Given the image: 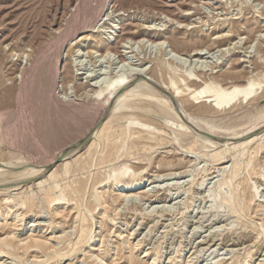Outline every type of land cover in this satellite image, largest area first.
<instances>
[{
    "label": "rangeland",
    "instance_id": "obj_1",
    "mask_svg": "<svg viewBox=\"0 0 264 264\" xmlns=\"http://www.w3.org/2000/svg\"><path fill=\"white\" fill-rule=\"evenodd\" d=\"M119 17L135 33L149 32V25L163 29L164 38L180 51L203 46L205 57L198 62L204 67L224 63L226 68L231 60L248 72L247 77L264 79V0H116L111 4L108 0H0V161L9 164L5 170H11L7 179L0 178V238L20 244L21 252L25 247L21 244L29 242L32 235L39 238L43 247L25 253L28 263L38 259L52 264L49 255L58 251L67 255L57 264H264L262 140L241 158L242 162L252 159V166L242 168L233 179L240 200L246 203L245 216L231 213L228 203L221 200L231 194L230 187L218 189L237 152L230 151L217 160L225 145L201 153L198 144L181 146V137L174 138L169 128L164 134L168 139L156 140L138 129H132L131 136L128 132L125 139L127 119L113 122L100 143L95 138L87 141L68 160V174L62 175L63 166L57 163L54 171L60 176L48 180L45 189L37 182L48 179L51 171L21 182L14 179L23 170L22 164H47L93 125L101 109L103 96L95 95L101 85L121 69L131 65L143 69L149 66L150 55L160 56V48L132 42L126 48L118 45L128 52L127 67L116 57L109 63L100 53H87L95 46L90 39L98 34L95 31L110 30ZM80 37L84 40L75 47ZM183 60L188 65L197 63L188 57ZM77 107L92 112L81 114ZM251 107L246 99L240 108L215 115L213 122L221 126L236 123L230 132H240L251 124L237 125L235 117ZM228 142L233 146L236 139ZM130 165L147 168L145 178L137 183L131 198L116 200L127 182L115 189L114 178H107L108 173ZM13 183H18V188L6 191ZM77 187L81 191H74ZM61 189L67 200L51 204ZM164 193L170 195L169 200L163 201ZM254 194L258 199L252 202ZM31 196L36 197L34 205H19L20 199ZM94 217L99 222L93 228L92 241L78 244L81 230L91 227ZM11 260V256L0 254V264H12Z\"/></svg>",
    "mask_w": 264,
    "mask_h": 264
},
{
    "label": "bare ground",
    "instance_id": "obj_2",
    "mask_svg": "<svg viewBox=\"0 0 264 264\" xmlns=\"http://www.w3.org/2000/svg\"><path fill=\"white\" fill-rule=\"evenodd\" d=\"M108 1H110L111 4L116 0H108ZM85 4L89 5V3H85ZM83 7L85 6L83 5ZM122 22H123L122 18L119 17L117 20L113 21V25L110 27L111 28L110 30L105 31L103 29L105 31L103 32L98 28L95 31L98 34L92 35L90 38V39L93 38V42L95 43V46L94 48H91L89 51H87V53L88 52L100 53L99 54L100 57L101 56L106 58L108 57L107 59H109L110 61L109 63H113L114 58L116 57L118 58L119 63L126 65L127 67V60L130 58L127 55L128 52H125L126 50L124 51L123 49H120V46L118 45L122 43L123 44L122 48L123 47L126 48L125 45L132 42L138 44L150 43L160 48L159 49L161 50V54H159L160 56H156L152 58L151 57L152 55H150V57H148L150 59L147 61L148 63H150L149 66L143 69H139L135 66L133 67L132 65L131 67H129L130 66L129 65L128 67L130 69L129 68L126 70L121 69L117 75H115L114 77L112 76L113 79H111L109 83L104 84L103 86L99 85L100 90L97 91L95 95L97 94L98 97L101 96L103 97L101 99V109L93 125L83 135L81 134L82 136L62 147L54 156H52L53 158L47 164L45 165L40 164L41 166L38 165L39 167L36 166V164L34 163H30L32 161H30L27 164H22L24 165L23 170L14 179L20 181V179L23 180V178L26 177L37 176V175L40 176L41 174L43 175V173H48V171L49 172L51 171L49 173L48 179L40 180L39 182H37L38 187H40L42 190L45 189L46 182L48 180H56L60 176L56 171H54L55 167H57L58 165H62L63 166L62 175L68 174L70 172V162L68 160L74 157L81 150V148L87 144V141H90L91 139L95 138L100 143L102 141V138L106 135L107 131L110 129V125L113 122L127 119L130 123L126 125L124 130L125 139L128 135V132L130 133L131 136L132 135L131 130L138 129V132L145 130L148 136L153 137L156 140H164V139H168L164 137V134L166 133L165 129L169 128L172 130V133L175 135L174 138L177 139L179 136L181 137L180 138L181 146L185 147L186 145L191 146L192 144H198L201 153L207 148L214 147L217 145H225V148L221 149L220 152H218L217 150L218 152L216 156L217 160H222L223 156L230 151L237 152L239 155L237 158H235L234 162H232L233 164L232 167L230 168L231 172L229 171L224 181L218 184V189L223 185H227L228 187H230L231 194L229 196L226 195L221 196V200L223 202L228 203L231 213L245 216L244 210L246 203L240 200V195L237 193V187L235 184L236 182H234L233 179L239 175L240 170L242 168L244 169V168H248L249 166H252L253 163L252 159H249L246 162H242L241 158L250 151L253 145L258 141L262 140L264 146V86H263L264 76L261 78L263 79L262 82L254 80V75L249 78L247 77L248 72L246 70L239 69V66L236 65V61L231 62V60L228 62V66L226 68L223 67L225 65L224 63L219 65L218 64L214 65L215 63L208 65L209 64L208 63L207 64L208 66H206L207 67L206 68L202 64L200 65V63L198 62L201 61L199 59L205 57L202 56V54L205 51L203 46L192 48L190 51H180L174 46L173 43L168 42L164 38V35L161 33L163 29L154 28L152 27L153 25L151 26L149 25L148 26V28L150 29L149 32L147 30V31H143V32L141 31L135 33L131 31V27L125 26ZM80 28L78 27L77 30L80 31L81 30ZM77 32L75 34H77ZM222 36L223 35L221 34V37ZM244 39L246 38L244 37ZM82 40H84V38L76 40V42H74L75 47L78 46L80 47L79 44L81 43ZM174 41L178 42L179 40L178 38L174 37ZM214 42L218 43L220 41H214ZM167 46L170 49L167 48ZM261 46L262 45H260V47ZM81 49L82 48H78L77 51L81 52L80 51ZM219 49L223 51L225 50V46H220ZM184 57H186V59L187 57L193 60L195 59L194 61H197V63L193 64L192 63L193 61H191L190 62L191 64L188 65L187 64L188 61L183 60ZM147 62H145L143 65H146ZM205 62L204 64H206ZM76 66L79 67L78 63L76 64ZM218 67H220V69H217ZM58 73L59 72H57V74ZM259 75L260 73L259 74L257 73V76ZM244 79H247V81L245 82ZM26 84H28L27 81L25 83L24 88L22 89V91L24 92H27ZM22 91L20 94L21 96L23 95ZM55 99L56 97L54 98V100ZM246 99H248V104L252 105V107L247 108L244 112L240 113L237 117H235L234 121L239 119L238 122L239 124L237 125L243 126L245 124H251L249 127L243 129L241 128L240 132L231 133L230 131L231 129L234 128V125L236 126V123L233 124L229 122L228 126L227 125L221 126L216 122H213L212 118L215 115H217L220 112L226 113L240 108L242 106L243 101ZM27 100H29V98ZM23 102L20 103L23 104ZM28 103H30V101ZM57 103L58 101L55 104L58 105ZM77 109L78 111H80L81 114H84L85 112L86 113L92 112L86 109L82 110L81 108L78 107ZM17 111L20 112V110ZM29 111H31L30 107H29ZM18 114H22V113L20 112ZM155 116L159 117V119H157ZM226 116L227 114L225 115V117ZM168 119L172 120L173 122L172 123L168 122ZM30 122L31 121H29V123ZM33 127L35 128L34 125ZM222 129H226V130L223 131ZM71 131H73V129ZM33 134L37 136L35 132ZM171 139L169 140L168 143L172 142ZM230 139L231 140L236 139V142H234L233 146H230V143L228 142V140L230 141ZM123 147H125L124 143H123ZM63 155L64 158L60 161L58 165H56L55 164L56 161L59 160V158ZM216 157L214 156V158ZM13 166L15 165L13 164ZM133 166L131 167L133 168ZM8 167L9 164L0 161V178L4 177V179H7L6 176H8L11 173V170H5V168L7 169ZM131 167L125 170L114 169L113 171L108 173L107 178H114L113 181H114L115 189L120 186L122 187V185H124L123 182H127L126 184L127 186L125 187V189H121L120 191L117 192L116 194L117 196L115 198L116 200L117 199L123 200L126 197L131 198L132 197L131 192L135 190V186L137 185V183H139L143 178H145L146 171L148 170L147 168L144 167L141 168L140 166H135L134 169L129 172V170L132 169ZM166 175L169 176L168 173ZM170 175H172V173ZM182 175L183 173L181 174V176ZM173 176H175V174ZM0 182H3V180L0 179ZM16 184L17 185L13 183V186L7 187L5 190L12 192L16 188H18L17 187L18 183ZM56 187H59V185L56 184ZM74 191L76 192L81 191V187H77ZM168 193L166 194L164 193V196L162 197L163 201H167L170 199L169 197L170 195ZM67 196H68L67 193L61 189L60 193L55 198L51 199L50 203L52 204L58 202L59 204L62 200H67ZM257 199H258V194H254V196L252 197V202L256 201ZM18 203L21 206L28 207L29 204L34 205V203H36V197L31 196L30 198L20 199ZM84 220H86V216L83 217V221ZM98 222H99L98 219L94 217L93 225L85 231L81 230L79 242H77L78 244L79 243L85 244L86 242L90 243V241H92L93 239L92 231ZM30 239L31 240L29 242L21 244L22 246H25L24 247L25 252L24 251L21 252L20 251L21 247H19L20 244L16 245L15 243L10 242L7 237L0 238V254L11 256L12 264H44L43 262L38 261V259L33 260L32 263L31 262L28 263L29 261L26 260L24 255L31 248L38 249L43 247L39 238H36L35 236L32 235ZM210 244L212 245V243ZM64 255H67V253L60 254L58 251H55L53 254L49 255V258L54 260L52 264H57L59 258Z\"/></svg>",
    "mask_w": 264,
    "mask_h": 264
},
{
    "label": "water",
    "instance_id": "obj_3",
    "mask_svg": "<svg viewBox=\"0 0 264 264\" xmlns=\"http://www.w3.org/2000/svg\"><path fill=\"white\" fill-rule=\"evenodd\" d=\"M64 158V155L59 158V160L56 161L55 164L59 163Z\"/></svg>",
    "mask_w": 264,
    "mask_h": 264
}]
</instances>
